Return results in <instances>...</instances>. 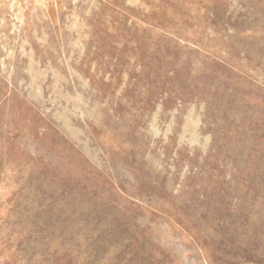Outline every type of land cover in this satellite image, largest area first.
Masks as SVG:
<instances>
[{
    "label": "rangeland",
    "instance_id": "rangeland-1",
    "mask_svg": "<svg viewBox=\"0 0 264 264\" xmlns=\"http://www.w3.org/2000/svg\"><path fill=\"white\" fill-rule=\"evenodd\" d=\"M0 264H264V0H0Z\"/></svg>",
    "mask_w": 264,
    "mask_h": 264
}]
</instances>
